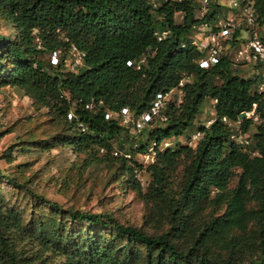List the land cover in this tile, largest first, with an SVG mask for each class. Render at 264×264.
Segmentation results:
<instances>
[{
	"label": "trees",
	"instance_id": "obj_1",
	"mask_svg": "<svg viewBox=\"0 0 264 264\" xmlns=\"http://www.w3.org/2000/svg\"><path fill=\"white\" fill-rule=\"evenodd\" d=\"M249 1L264 17V0ZM0 11L16 32L4 46L11 63L3 84L18 86L64 119L73 131L61 142L75 151L109 148L121 131L134 130L119 119H105L107 111L128 107L136 115L146 112L157 93L176 87L186 75L193 77L182 88V101L166 104L165 123L147 129L155 160L145 169L150 181L144 191L132 164L122 157L132 189L146 206L145 226L151 232L121 224L108 213L74 211L72 220L90 228L110 227L112 234L110 240L89 233L71 237L64 228L41 221L22 225L18 211L0 201V264H47L40 249L61 256L62 264H264V93L254 90L252 79L233 73L225 58L210 69L199 68V52L188 38L189 26L197 22L189 0H170L156 9L146 0H0ZM178 12L183 18L175 24ZM156 30H169V35L158 41ZM71 45L85 53L78 72L65 71L61 62L49 64L54 69L49 73L38 59ZM142 55L146 62L139 70L126 64ZM210 99L217 100L215 119L197 129L201 137L195 146L160 150L163 141L192 126ZM90 102L93 109H85ZM253 104L258 121L243 118L240 123L248 135L249 127L255 128L248 152L229 138L231 129L221 119L236 121ZM236 169L240 172L229 188ZM38 198L54 213L68 214L57 203ZM17 236L35 241L39 251L18 249Z\"/></svg>",
	"mask_w": 264,
	"mask_h": 264
},
{
	"label": "rangeland",
	"instance_id": "obj_2",
	"mask_svg": "<svg viewBox=\"0 0 264 264\" xmlns=\"http://www.w3.org/2000/svg\"><path fill=\"white\" fill-rule=\"evenodd\" d=\"M180 16L174 15L175 24L182 22ZM15 37L12 23L0 11V201L3 207L18 211L22 225L41 221L49 227L64 228L76 238L89 233L93 238L110 240L112 230L110 227L90 228L86 222H76L69 217L74 211L108 213L121 224L142 227L151 232L145 226L146 206L132 189L130 174L122 166V157L129 154L130 158L124 157L132 164L144 191L150 181L145 169L155 160V157L147 155L152 144L149 143L148 130L121 131L110 142L109 148L75 151L63 144L61 139L72 134L70 125L36 103L18 86L3 84L11 63L4 56V46ZM38 59L49 73H53L54 69L49 67L48 52L39 54ZM230 68L240 77L250 78V68L242 62L230 65ZM192 78L189 76L186 81L191 82ZM215 81L219 82L217 78ZM214 106L211 99L202 104L192 126L183 135L172 138L171 145L187 144V139L201 125L214 120ZM254 131V125H251L249 135L252 136ZM196 142L190 146L194 147ZM145 145L147 149L140 151L139 148ZM246 150H252V145ZM180 170L176 176L178 179ZM239 172V169L235 170L229 188L235 185ZM38 196L57 203L68 214L54 213L51 206ZM14 240L18 249L28 252L38 250L36 242L28 238L22 240L17 236ZM40 253L47 264L63 262V258L52 250L40 249Z\"/></svg>",
	"mask_w": 264,
	"mask_h": 264
},
{
	"label": "built area",
	"instance_id": "obj_3",
	"mask_svg": "<svg viewBox=\"0 0 264 264\" xmlns=\"http://www.w3.org/2000/svg\"><path fill=\"white\" fill-rule=\"evenodd\" d=\"M153 8L161 6L164 2L170 0H146ZM173 2H184L188 0H171ZM193 6L194 18L197 20L193 25L189 26L190 34L188 35L189 44L197 49L199 58L197 64L201 69H210L217 65L221 59H227L231 65L242 62L250 68V78L254 81V90L257 93H264V17L259 18L253 7V2L249 0H189ZM223 2H227L224 4ZM180 18H183V14ZM154 35L158 41L165 39L169 35V30H156ZM185 43L182 44V47ZM85 53L71 45L67 50L58 48L49 54V63L52 66H58L61 62L63 68L68 72H78L84 64ZM146 62V56L142 55L135 60H128L126 64L139 70ZM68 69V70H67ZM184 76L176 87H172L166 92L157 93L151 102L150 108L146 112L135 114L128 107H122L119 111H107L104 115L105 119H119L120 123L125 127L130 126L136 132L151 129L155 123L164 124L166 117L163 110L170 101L180 103L183 98V86L187 82ZM185 79V80H184ZM67 98H69L67 96ZM213 105L216 99L211 100ZM74 105V103H73ZM255 104L252 110L244 112L236 121H232L226 117H222V122L231 129L229 138L237 145L247 148L252 139L246 133L241 132L240 123L243 118H251L254 122L258 121L257 115L254 113ZM85 109L92 110L93 104L86 103ZM74 116L71 109L67 118L69 120ZM214 120L208 121L207 125ZM239 123V125L237 124ZM82 130V125H79ZM201 137L199 131L194 132L187 140V144L191 145ZM196 140V141H195ZM171 139L163 141L159 149L163 150L172 147ZM148 157H155V143L151 144ZM116 155L117 152L115 151ZM153 154V156H151ZM130 158V155H124Z\"/></svg>",
	"mask_w": 264,
	"mask_h": 264
}]
</instances>
